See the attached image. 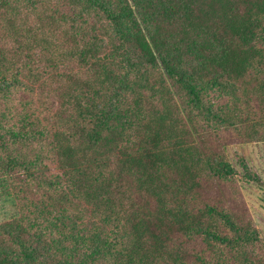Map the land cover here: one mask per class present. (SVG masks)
<instances>
[{
    "label": "trees",
    "instance_id": "trees-1",
    "mask_svg": "<svg viewBox=\"0 0 264 264\" xmlns=\"http://www.w3.org/2000/svg\"><path fill=\"white\" fill-rule=\"evenodd\" d=\"M263 142L264 0H0V264H264Z\"/></svg>",
    "mask_w": 264,
    "mask_h": 264
},
{
    "label": "rangeland",
    "instance_id": "rangeland-1",
    "mask_svg": "<svg viewBox=\"0 0 264 264\" xmlns=\"http://www.w3.org/2000/svg\"><path fill=\"white\" fill-rule=\"evenodd\" d=\"M249 167L257 172L262 181L261 185L240 184L241 193L250 212L255 216L256 227L264 237V142L244 144L238 147ZM232 157V154L229 153ZM14 210V202L0 189V222Z\"/></svg>",
    "mask_w": 264,
    "mask_h": 264
}]
</instances>
